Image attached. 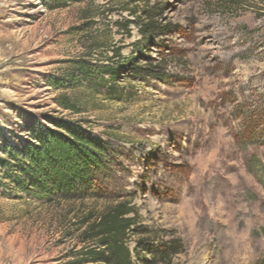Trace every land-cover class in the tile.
Listing matches in <instances>:
<instances>
[{"label": "rangeland", "instance_id": "obj_1", "mask_svg": "<svg viewBox=\"0 0 264 264\" xmlns=\"http://www.w3.org/2000/svg\"><path fill=\"white\" fill-rule=\"evenodd\" d=\"M50 3L0 0V158L68 118L115 162L92 197L52 204L19 198L0 170V264L78 263L120 201L138 211L132 250L175 241L174 264L263 263L264 0ZM80 63L116 81L72 85Z\"/></svg>", "mask_w": 264, "mask_h": 264}, {"label": "trees", "instance_id": "obj_2", "mask_svg": "<svg viewBox=\"0 0 264 264\" xmlns=\"http://www.w3.org/2000/svg\"><path fill=\"white\" fill-rule=\"evenodd\" d=\"M83 1L51 0L50 6L62 8L70 2ZM149 26L146 25L149 30L145 33L150 32ZM117 74L116 69L110 66L90 69L80 63L78 74L70 82L81 85L89 81L105 86L107 80L116 81ZM79 76L83 77L80 79ZM55 84L57 89L67 87L65 81ZM57 104L73 114L81 112L78 103L68 95L59 96ZM50 120L51 127L44 124L33 126L28 131L30 140L25 145L19 148L8 145L4 149L5 157L0 158L3 179L10 187L16 186L19 198L47 204L85 201L99 189L100 181L115 162L113 149L92 136L82 121L68 118ZM130 204L116 202L93 223L87 221L89 226L83 233V242H93L96 247L83 249V258L76 264H174L173 257L178 253L175 241L156 247L148 244V239H141L133 250L130 248L127 236L138 216V211ZM154 235L152 238H156ZM146 251L151 256L149 259Z\"/></svg>", "mask_w": 264, "mask_h": 264}]
</instances>
